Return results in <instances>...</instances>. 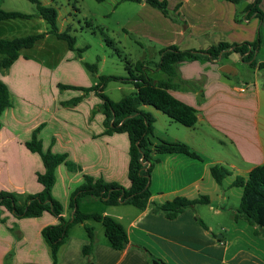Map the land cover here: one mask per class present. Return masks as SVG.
<instances>
[{
  "label": "crops",
  "instance_id": "0c3cea01",
  "mask_svg": "<svg viewBox=\"0 0 264 264\" xmlns=\"http://www.w3.org/2000/svg\"><path fill=\"white\" fill-rule=\"evenodd\" d=\"M166 1L168 15L144 0L135 2L139 8L123 30L159 46V55L170 45L206 49L221 41L259 39L256 57L264 61V18L262 22L257 16L237 19L255 0ZM259 8L264 14V0H260ZM45 31L47 27L38 32ZM64 41L47 33L33 47L22 49L18 59L0 72V80L8 85L12 98V105L0 115V192H16L24 198L42 191L37 173L44 170L43 161L26 146L34 130L42 126L38 136L44 148L66 153L68 161L77 165L71 168L61 163L55 171L53 195L63 205L62 215L69 218L71 195L83 183L84 175L130 187V140L126 133H106L100 90L81 89L99 84L104 75L99 65L96 72L89 70L79 51L77 54ZM240 61V54L232 52L226 60L196 59L177 64L170 92L197 110L198 121L188 127L144 105L155 117L150 138L153 143L184 142L201 158L184 153L159 154L151 173L150 202L143 210L131 204L107 205L93 195L81 198L82 211L110 215L121 222L130 245L114 249L103 224L88 219L72 227L59 250V264H87L83 253L89 242L86 226L95 229L96 244L90 256L94 264H151L141 247L168 264H264V239L256 238L254 226L234 219L243 194L241 187L233 185L234 180L247 177L254 166L264 163V78L261 71L246 63L251 72L241 70L237 66ZM224 64L234 68L232 74L221 70ZM148 72L151 76L156 73L152 76L155 79H168L154 68ZM125 83L131 85L129 94L136 90L131 82ZM217 164L230 170L221 183L211 174V167ZM179 196H207L209 213H200L202 204L172 219L155 211L156 204ZM57 222L58 218L47 211L38 217L17 218L0 207V264H51L42 230Z\"/></svg>",
  "mask_w": 264,
  "mask_h": 264
},
{
  "label": "trees",
  "instance_id": "16d2710c",
  "mask_svg": "<svg viewBox=\"0 0 264 264\" xmlns=\"http://www.w3.org/2000/svg\"><path fill=\"white\" fill-rule=\"evenodd\" d=\"M36 4L37 13L29 14L16 10L0 8V22L12 18L30 19L38 16L47 23V31L32 33L25 36L13 38H0V69L9 68L19 57L22 49L31 48L47 33L54 34L59 39L67 42L71 50L82 51L76 47V39L68 31H60L57 23L58 12L52 5H46L41 0H29ZM103 1V0H98ZM141 2L143 0H122ZM151 6L158 8L168 15L166 0H144ZM239 2V0H230ZM260 0H255L248 5L238 20H249L257 16L262 22L264 14L259 8ZM260 40L254 42L231 43L221 41L206 49H182L176 45L164 47L160 51V59L154 70L162 71L167 80L153 78L148 70L146 62H131L126 60L128 76L104 75L100 77L99 84L89 88H81L85 91L100 90L102 99L101 109L105 116L104 124L106 133H126L130 140V160L128 177L131 182L129 188H125L115 181H106L103 178H94L84 175L83 183L77 187L70 198L71 217L65 218L63 205L53 195V187L56 181V168L61 163H67L71 168L77 165L68 161L66 153H55L45 149L38 134L42 126L36 128L31 139L26 142L27 148L41 156L44 170L37 173V180L42 184L41 192L27 194L22 198L16 192L1 191L0 207L10 211L17 218L38 217L45 211L50 212L58 218L56 224L48 225L42 230V236L50 248L51 264H59L58 255L62 245L68 240L73 226L84 223L88 219L101 222L104 226L105 235L114 249L122 250L130 245L127 231L123 224L110 215L99 212H84L79 207L81 198L87 195L98 197L107 205L131 204L136 208L145 209L151 198V173L155 164L159 161V154L184 153L193 158L201 157L191 150L190 146L181 141L159 140L157 143L151 141L155 117L152 113L142 109L143 105H151L167 114L171 119L182 125L193 127L198 121L197 110L175 98L170 88L172 77L177 73V64L184 60L207 59L220 61L232 52L239 53L241 60L251 68H257L262 72L264 78V61H258L257 52ZM86 67L92 72L97 71V64L85 62ZM226 75V74H225ZM110 80H121L131 82L136 90L122 99L112 100L103 92L105 84ZM264 85V84H263ZM63 88H76L70 85H61ZM74 102V101H73ZM12 105L11 93L8 85L0 80V115ZM211 174L216 182L221 183L230 174V170L223 165L211 167ZM234 186L241 187L243 194L239 207L234 214L235 220L243 219L254 226V233L264 237V163L254 166L247 177L238 176ZM199 203H209L207 196L190 199L179 196L155 206V211L163 212L167 218H176L187 208H194ZM199 223L207 228L205 222L197 217ZM89 242L84 245L83 253L88 257L87 264H94L90 256L96 244L95 229L86 226ZM149 255L151 264H168L163 259L153 255L148 249L141 247Z\"/></svg>",
  "mask_w": 264,
  "mask_h": 264
},
{
  "label": "rangeland",
  "instance_id": "374dc122",
  "mask_svg": "<svg viewBox=\"0 0 264 264\" xmlns=\"http://www.w3.org/2000/svg\"><path fill=\"white\" fill-rule=\"evenodd\" d=\"M41 2L57 9L59 29L68 31L75 37L77 47L83 49L80 54L84 60L99 65L100 74L125 77L127 76L126 60L134 63L136 60L143 59L149 68H155L160 59L159 46L144 37L139 38L123 30L124 27H129L133 14L139 8L138 3L122 0H41ZM0 8L29 14L37 13L36 4L29 0H0ZM47 26L46 21H42L36 15L30 19L18 17L3 20L0 22V38H13L37 33ZM56 47L59 50L61 46ZM43 52L47 54V52ZM259 56L262 57L261 54ZM227 57L223 59L226 60ZM237 66L241 70L245 69L251 72L250 68L242 61ZM0 72L3 73L4 70L0 69ZM150 73L152 74V72ZM98 81L101 80L98 79ZM129 87H131L129 83L123 84L121 80H110L105 84L104 91L112 100L118 101L129 94ZM143 106L142 109L148 112V109ZM148 108L153 111L152 108ZM239 202L241 201L239 200ZM199 204H202L199 205L202 206V209L199 207L202 215L206 211L209 213L206 203ZM239 205L240 203L238 207ZM227 222H229V218L225 215L224 223ZM256 236V238L264 239L262 235Z\"/></svg>",
  "mask_w": 264,
  "mask_h": 264
},
{
  "label": "water",
  "instance_id": "95a60500",
  "mask_svg": "<svg viewBox=\"0 0 264 264\" xmlns=\"http://www.w3.org/2000/svg\"><path fill=\"white\" fill-rule=\"evenodd\" d=\"M221 70L225 73L232 74L234 68L231 65L225 64L221 67Z\"/></svg>",
  "mask_w": 264,
  "mask_h": 264
}]
</instances>
